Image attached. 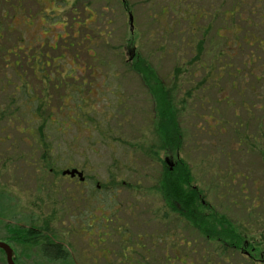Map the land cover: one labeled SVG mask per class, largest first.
<instances>
[{
	"label": "rangeland",
	"instance_id": "rangeland-1",
	"mask_svg": "<svg viewBox=\"0 0 264 264\" xmlns=\"http://www.w3.org/2000/svg\"><path fill=\"white\" fill-rule=\"evenodd\" d=\"M124 2L127 10L121 0H0V193L10 199L0 200V242L10 246L16 264H106L100 255L105 249L113 252L107 262H115L120 252L115 238L99 246L83 231L91 224L89 216H99L97 207L131 233L157 225L166 210L159 180L168 157L187 164L191 185L205 203L246 227L249 242L264 243V0H242L240 16L225 23L221 12L231 0ZM185 8L202 18L195 25L184 21ZM72 16L95 20L77 31L91 36V42L82 41L85 48L72 37ZM222 26L240 32L232 35L221 28L225 39H217L215 31ZM245 31L255 38L247 45L239 38ZM61 35L64 39H58ZM36 49L66 68L100 66L103 74H75L67 88L43 90L24 60L17 70L13 67L12 53ZM133 49L168 88L174 87L183 134L175 154L158 150L148 86L127 74ZM4 57L11 66H3ZM81 81L87 84L80 95L72 88ZM22 84L30 96L14 91ZM36 105L41 108L34 112ZM73 111L80 121H69ZM40 128L39 149L35 133ZM70 168L101 186L99 207L94 190L62 175ZM234 175L238 179L231 185ZM237 183L244 184L240 194ZM13 226L47 229L69 259L49 262L38 246L13 242L8 231ZM185 226L179 224V233L192 239ZM0 264H6L2 251Z\"/></svg>",
	"mask_w": 264,
	"mask_h": 264
},
{
	"label": "trees",
	"instance_id": "trees-1",
	"mask_svg": "<svg viewBox=\"0 0 264 264\" xmlns=\"http://www.w3.org/2000/svg\"><path fill=\"white\" fill-rule=\"evenodd\" d=\"M241 3L242 0H231L230 8L221 12L224 20L223 23L235 15L237 17L240 16ZM124 6L127 10V3ZM184 10L182 14L183 20L189 21L192 25H194L197 19L202 18V13L198 11H192L189 8H185ZM221 28L223 32H228V34L232 35L240 32L239 29L222 26L215 31V37L217 39H225L223 37L224 33L220 31L222 30ZM233 31L236 33H233ZM239 38L247 45L249 40L254 38V36L245 31ZM202 45L203 41L198 45V53ZM10 50H13V48ZM5 59L6 57L3 58V66H11L7 64ZM15 66L16 63L13 62V67ZM134 66L136 68L146 67L138 71H140L143 82L148 86L146 90L148 89L147 91L153 101L154 116L152 122L156 136L160 141L158 150L175 154L181 150L183 134L178 123L179 108L174 104L171 95L174 87L168 88L157 75V72L149 69L150 65L146 60L138 58ZM14 91H20L21 93L23 91L27 93L31 92L24 86L17 89L14 88ZM28 95L30 96L29 93ZM40 108L39 105H36L34 112L36 110L40 111ZM42 137L40 128L38 139L41 141ZM159 183L161 185L160 192L163 194L167 214L163 215L155 226L161 227V225H164L166 228L167 242H181L183 252L182 264H222L221 260L224 257L222 254L224 251L222 244L227 241H239V233L233 229V225L226 215L218 214L208 203L204 202L202 192L198 188L192 187L191 173L187 164L182 159H177L171 170L165 167ZM0 200L2 202L9 201L10 199L4 193H0ZM169 213H173V216L174 214L175 216L173 218L169 217ZM184 223H186L184 227L186 231L189 230L193 234L194 237L192 236V239H186L182 237L181 233L177 232L179 224L182 226ZM8 231L10 233L9 239L13 242L38 246L41 256L49 262H64L70 257L64 245L56 242L48 235L47 229L34 226L26 229L22 226H13ZM216 258L220 259L219 263L216 261Z\"/></svg>",
	"mask_w": 264,
	"mask_h": 264
},
{
	"label": "flooded vegetation",
	"instance_id": "flooded-vegetation-1",
	"mask_svg": "<svg viewBox=\"0 0 264 264\" xmlns=\"http://www.w3.org/2000/svg\"><path fill=\"white\" fill-rule=\"evenodd\" d=\"M118 1V0H115ZM121 3L125 5L124 0H121ZM84 11H87V8L84 7ZM131 14L130 12H128ZM128 14V15H129ZM132 15V14H131ZM93 16V15H92ZM133 18V17H132ZM197 21V20H196ZM194 22V25L196 23ZM72 25L75 26V28H72V37L75 40L78 38V41L76 44L79 46H82V41L86 40L88 42H91V36L88 37L87 34H83V36H80L81 34L77 33L78 30L83 28L84 26L94 23L95 20L92 19V17L83 18V20L78 19L76 16L71 17ZM88 22V23H87ZM61 25H64V22L61 23ZM130 27V25H129ZM134 29V20H133V27L129 28V31L132 32ZM100 36L99 34L97 35ZM58 39H64V37L59 36ZM42 46L41 44L39 45ZM85 48V46H84ZM53 49V47H52ZM88 51V50H86ZM90 52V51H88ZM14 56V63H16V66L14 67L15 70H17V67H21L19 64L22 60L25 61L26 64L30 65V72L33 76V79L35 80V83L41 84V89H48L50 85H52V89H56L58 87L67 88V86L70 84L71 80H76L75 74L83 75L87 71L88 74H90L93 78H96L100 76V74H103L102 67L95 66V67H75L71 66L69 68H66L65 66L58 64V60H56L55 56H52L50 53H47L45 51H41L39 49L34 50L33 53H12ZM62 57V56H61ZM75 57H77L75 55ZM60 58V57H59ZM139 56L136 57L135 50H130L128 60L126 61L130 65L127 66V74H133V76H137L138 79H142L140 75V71L143 70L146 67H135L134 63L137 61ZM137 59V60H136ZM61 60V59H59ZM142 68V69H141ZM149 69H153L151 66ZM154 70V69H153ZM109 73V72H106ZM19 75V81H22V78ZM69 81V83H68ZM142 81V80H141ZM163 82V81H162ZM143 83L144 88L146 85ZM84 81H81L80 84L72 88L75 93L81 95V91L83 88L81 86L85 85ZM21 86L27 87L28 85L22 84ZM21 86L14 85V88H19ZM29 89V88H28ZM49 90V89H48ZM44 93L40 92V97ZM70 99V95H64ZM43 97V96H42ZM49 100L50 98L47 97L46 100ZM81 99V97H80ZM84 99V105L88 102V99L83 97ZM45 100V98H44ZM37 101V100H36ZM78 101V100H77ZM47 104V103H46ZM83 104V103H82ZM77 109L82 111L81 104L77 103L75 105ZM72 116L74 118L69 117V121L74 123L75 121H80L78 115L75 111H73ZM37 136L39 134V131L35 133ZM30 135H32L30 133ZM40 141V140H39ZM38 142V141H37ZM41 141L38 143L37 148L40 149ZM42 148V147H41ZM45 151L49 152L48 147H45ZM169 158V157H168ZM165 159L166 164L169 165V169H172V165L174 163L171 162L169 159ZM52 168L49 169V172L52 173ZM67 170H76L77 172H80L82 174V180L77 177L75 174L73 177L69 175H65L64 177L68 178V181L70 183H73V185H81L85 187L87 191L94 190V194L96 197V200L98 201V207L101 204V186L97 183L94 184L92 179H88L83 175V172L78 168H70ZM63 172V171H62ZM61 172V173H62ZM238 177L237 175H234L230 179V184L232 185ZM93 182V183H92ZM235 186H237V191L235 193H242L244 184L243 183H237ZM92 192V191H91ZM230 190H227L226 195H230ZM231 195H234L231 194ZM204 203V202H203ZM233 206L235 203H230ZM97 212H99V216L96 217L95 215L93 218L89 216L88 220H91V224L86 225V231L90 236L95 237V243L99 246L101 244H104L108 240L112 241L113 238L116 239V242L118 243V248L120 249V252L114 253V261L113 263H108V255L113 254L112 250L109 251L108 249L102 250L101 256H103V260L106 261V264H182V244L181 242H167L166 239V228L163 227L164 225L160 226H154L150 227L147 226L143 229V231H137V232H129V229L127 227H120L114 225L116 222V219L109 218L107 214H104V212L101 209H95ZM165 210V209H164ZM165 214H167V210L164 211ZM111 214H114L111 213ZM175 216V214H174ZM173 213H169V217H174ZM112 217V216H111ZM114 217V216H113ZM229 219V218H228ZM104 221V223L102 222ZM230 223L233 225V229L239 233V241H227L222 244L224 251L222 258V264H264V243L263 242H249L246 237V227H242V225L237 226L236 223H234L232 219H229ZM71 223V221H70ZM73 224V223H71ZM84 224V223H83ZM110 224V225H109ZM26 229H29L30 226H22ZM75 228V225H71V229ZM83 228V227H81ZM177 228V227H176ZM150 230V231H146ZM94 230V232H93ZM176 230V229H175ZM177 232H179V229H177ZM175 231V233H177ZM120 243V244H119ZM13 254V252H12ZM13 255V260H14ZM112 260V259H111ZM110 260V261H111ZM216 261L219 263L220 259L216 258ZM15 263V260H14ZM16 264V263H15Z\"/></svg>",
	"mask_w": 264,
	"mask_h": 264
},
{
	"label": "water",
	"instance_id": "water-1",
	"mask_svg": "<svg viewBox=\"0 0 264 264\" xmlns=\"http://www.w3.org/2000/svg\"><path fill=\"white\" fill-rule=\"evenodd\" d=\"M128 20H129L130 28H132L133 18L131 14L128 15ZM75 174L77 175L78 178H80V180H82V174L80 172H77L76 170H65L62 172V175L64 176L69 175L73 177ZM0 250L4 253L6 264H15L13 260L12 249L8 244L4 242H0Z\"/></svg>",
	"mask_w": 264,
	"mask_h": 264
}]
</instances>
